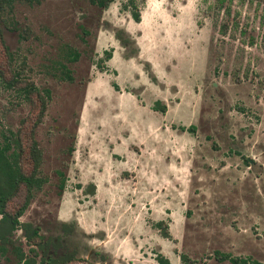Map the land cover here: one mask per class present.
<instances>
[{
    "label": "rangeland",
    "instance_id": "rangeland-1",
    "mask_svg": "<svg viewBox=\"0 0 264 264\" xmlns=\"http://www.w3.org/2000/svg\"><path fill=\"white\" fill-rule=\"evenodd\" d=\"M223 4L16 0L5 13L0 65L3 43L19 78L50 92L34 134L45 183L19 221L62 243L55 257L264 264V4ZM31 112L0 81V139L26 137ZM22 237L0 264H20L16 246L32 255Z\"/></svg>",
    "mask_w": 264,
    "mask_h": 264
},
{
    "label": "trees",
    "instance_id": "trees-1",
    "mask_svg": "<svg viewBox=\"0 0 264 264\" xmlns=\"http://www.w3.org/2000/svg\"><path fill=\"white\" fill-rule=\"evenodd\" d=\"M16 0H0V37L2 34L1 23L4 20L5 13L12 10ZM18 1V0H17ZM27 2H40V0H24ZM91 4L98 8L105 9L115 0H89ZM226 0H221V4ZM264 4V0H248ZM224 5V4H223ZM222 5V6H223ZM136 9V6H133ZM136 17V12L134 13ZM5 53L8 56V62L0 65V81L6 88H14L22 94L24 100L31 106L32 112L27 119L23 121L24 132L22 129L17 131L9 130L7 135L2 134L0 139V255L5 256L8 253V244L14 242V234L21 230L24 238L37 246L42 252L40 260L37 261V250L30 249L32 256L24 254L17 247H14V256L18 263L23 264H71L76 260L75 253H65L59 257L48 256L46 248L49 242L39 233V228L31 223H21L20 217L28 208L34 193L42 188L45 179L40 176L39 168L41 163V152L35 141L34 134L36 127L41 123L46 111L50 92L47 89L40 90L33 82L19 78L18 72L10 65V53L7 47L2 43ZM79 53H70V62L78 60ZM10 75L7 77L6 75ZM64 75L69 81L73 80L71 71L66 69ZM158 110L164 111V107L157 102ZM194 128L191 127L190 130ZM25 140V142H24ZM24 156L26 159L24 160ZM26 161V163H25ZM23 164L27 165L26 170ZM64 188L63 184L60 189ZM16 202V203H13ZM167 235V233H164ZM216 260L228 261L231 264H263L251 257H235L228 253L216 252ZM185 264H195L186 256H181ZM156 261L159 264H169L161 255H158Z\"/></svg>",
    "mask_w": 264,
    "mask_h": 264
},
{
    "label": "flooded vegetation",
    "instance_id": "flooded-vegetation-1",
    "mask_svg": "<svg viewBox=\"0 0 264 264\" xmlns=\"http://www.w3.org/2000/svg\"><path fill=\"white\" fill-rule=\"evenodd\" d=\"M16 233V232H15ZM15 235V234H14ZM22 238H24V236L22 237ZM25 239V238H24ZM45 239V238H44ZM60 239V238H59ZM46 240V242H49V247H47L46 248V252H47V254H48V256H52V257H55V255H57V251L56 250H58L60 247H63V245H62V243L57 247V246H55V242L53 243V241L50 239V240H47V239H45ZM25 242H26V244L28 243V246H29V252H30V249L31 248H34L35 250H37V261H39L40 260V257L43 255L42 254V252L39 250V248L37 247V246H34L32 243H30V242H28L26 239H25ZM17 248H20L23 252H24V254L25 255H27V257L29 256L21 247H19V246H16ZM56 247V248H55ZM55 249V253L52 251V249ZM13 253H14V251H12ZM66 252H69V253H74L73 251H65L62 255H64ZM31 253V252H30ZM32 254V253H31ZM101 254L102 253H100L98 256L99 257H101ZM33 255V254H32ZM32 255H30V256H32ZM62 255H60V256H62ZM101 259V258H100ZM20 264H23V263H20Z\"/></svg>",
    "mask_w": 264,
    "mask_h": 264
}]
</instances>
